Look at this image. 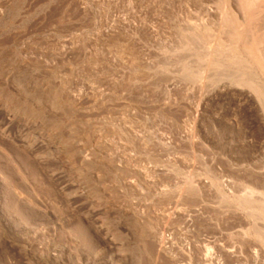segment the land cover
<instances>
[{
    "label": "rangeland",
    "instance_id": "374dc122",
    "mask_svg": "<svg viewBox=\"0 0 264 264\" xmlns=\"http://www.w3.org/2000/svg\"><path fill=\"white\" fill-rule=\"evenodd\" d=\"M215 1L0 0V264H264L232 213L252 72Z\"/></svg>",
    "mask_w": 264,
    "mask_h": 264
},
{
    "label": "bare ground",
    "instance_id": "6f19581e",
    "mask_svg": "<svg viewBox=\"0 0 264 264\" xmlns=\"http://www.w3.org/2000/svg\"><path fill=\"white\" fill-rule=\"evenodd\" d=\"M217 3H219V4L222 3V5H221L222 7L226 6V8H225L227 10L226 14H225L224 10L218 9V7L220 8V6L216 5V7H214L215 9H211V8L209 9L208 8L206 10L204 9V10L198 11L199 16L203 11L206 16L211 17V18H215V20H217L218 17H221L224 19L227 16H229V17H227L226 19L231 18L233 20V22H232L233 23V26H232L233 32L230 31V33H232V34H230V35H232V36H230L232 39H230L231 43H230V41L228 43V45L229 44H231V45H229L228 47L226 46L227 48L224 47L226 49H224L222 47L224 45H222V44L220 45V43H219V46L218 45L217 46L219 49H221V47H222V49H223L222 52L226 56V59L231 58L232 61H234L235 64H237L236 66L241 67V65H247L250 68L249 71L251 70L252 74L250 73L251 76H250V74H248V75L250 76L249 78L252 77L251 78L252 80L248 79V77H247L248 75L246 76L247 79L244 78L242 74H241L242 76L240 74H238V75L235 74L238 76V78H237V76H234L237 78L234 81L233 76H232V77H230L231 78L230 80L232 81V79H233L234 86L237 85L238 88L241 87L244 91H246V93L244 95H242L244 97V102H245V100L252 102L254 111L257 114L256 117L259 118V121H260V123H259L260 124V130L263 132V135H262L263 137H261V138H263V141L260 144H257V145H259L258 146L259 149L257 151L255 150L257 152V155L255 154L256 158L252 157V160L250 159L248 161V160H244L243 157H242L243 158L242 160L237 157V158H234L233 161H231V162H233V165H232L233 166V169H232L233 170V173H232L233 180H231L232 181V186H231L232 187V193L231 194H233L232 202L233 201L235 202V204L233 206V212L232 213H233V216L236 219V221L239 223V228L245 232L244 234L239 232L240 234H243L246 236L248 233H251L252 231L253 232L257 231L260 234L262 233L261 234L262 236L261 235H259V236H260V238H262L261 243L264 244V0H218ZM226 19H225V21H226ZM204 20H205V18H204ZM229 22H230V20H229ZM215 23H217V21ZM226 23H227V21H226ZM226 23L222 24L221 26H223V25L226 26L227 25ZM230 28L231 27H229V29ZM224 29H226V28H224ZM204 31H206V30H204ZM211 40H212V37H211ZM221 40H222V38H221ZM186 42H189V41L186 40ZM192 42H194V41H192ZM214 43H215V41H214ZM188 45L190 46L191 44H188ZM205 45H207V44H205ZM190 48L191 47H189V49ZM213 50H215V49H212V51ZM206 51H208V50H206ZM216 51L213 52V54L216 53V56H217V54H219V53H217ZM199 54H200V52H199ZM202 57L200 56V59H202ZM211 58H212V56H211ZM247 70H248V68H247ZM243 74H244V76L246 75L245 73H243ZM239 75L241 76V78H239ZM226 79H227V77H225L224 80H226ZM228 80H229V78H228ZM223 82H225V81H223ZM226 82H228V81H226ZM237 87H235V88H237ZM237 120H238V116L236 117L235 121H237ZM251 134H254V132H251ZM261 134H259V135H261ZM251 140H253V139H251ZM249 147L250 146H248V148ZM255 147L253 145V148H255ZM240 174L243 175L242 181L239 180ZM241 187H242V190L244 191V192L242 191L243 194L240 191ZM240 194H241V196H240ZM251 204H255L256 207H254V206L252 207ZM230 206H232V205H230ZM230 215L232 216V214H230ZM248 217L253 218L254 223H253V225H249L248 227H246L247 225L245 224V222L247 223ZM254 234H256V233H254ZM239 236H238V238L242 237V236L241 237H239ZM248 237H250V236H248ZM252 237L254 238V236H252ZM234 238H236V236ZM243 238H245V237L243 236ZM152 239H153V241L156 242V244H157L156 247H158L159 253L165 250V248L167 247V244H168L165 237L159 238L158 236H154V237H152ZM168 242H170V240H168ZM259 242H260V239H259ZM261 243H260V245H262ZM188 246H190V245H188ZM236 247L237 246H235V248ZM247 247L248 248L254 247L253 243H247ZM173 248H174V246L172 247V249ZM206 248H208V247L206 246ZM240 249H241V247H240ZM168 250H169V248H168ZM176 250H177V248H176ZM233 251H232V254H233ZM211 252L208 248V250L206 249L205 255H202L203 256L202 258L204 259L205 262H206V260L211 261V262L215 261L214 259H216V257L214 258V255H213V253L211 254ZM164 253H167V250ZM174 254L176 255L177 252L176 253L174 252L173 254L172 253L169 254V255H171L169 257V261L172 264H175V262L178 261V255H177V261H176ZM230 254H231V252H230ZM252 254H253V257L255 260H260V253L257 250V248L253 249ZM236 255H237V253H236ZM239 256H240V254H239ZM246 257H247V254H246ZM217 258H218V256H217ZM220 258H222V257L220 256ZM203 259H202V263H203ZM190 261H192V260H190ZM249 261H250V259H249ZM252 263H253V261H252ZM257 263H259V261H257ZM261 263H262V261H261ZM208 264H209V262H208Z\"/></svg>",
    "mask_w": 264,
    "mask_h": 264
}]
</instances>
